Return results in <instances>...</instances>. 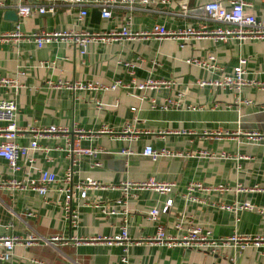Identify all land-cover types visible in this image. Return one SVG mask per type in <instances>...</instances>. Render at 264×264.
Instances as JSON below:
<instances>
[{"label":"crops","instance_id":"obj_1","mask_svg":"<svg viewBox=\"0 0 264 264\" xmlns=\"http://www.w3.org/2000/svg\"><path fill=\"white\" fill-rule=\"evenodd\" d=\"M153 1L132 13L121 4L113 9L110 19L100 18L97 24L90 22L91 9L81 21L76 20V10H68L53 15L16 16L15 22L6 20L5 10H0V38L16 26L22 35L64 30L119 32L128 16L131 17L129 29L136 33H148L156 24L173 31L202 26L228 28L203 19L205 0ZM220 1L230 7L236 0ZM241 1L248 12L264 20V0ZM182 4L188 8L186 16L182 15ZM208 56L214 58L218 70L186 62ZM239 59L246 60L244 78L250 85L240 91L199 86L201 81H215L221 74H232ZM38 62L45 65L38 67ZM125 63H132L134 68L129 70ZM17 71L23 75L16 76ZM133 77L139 82L148 78L172 80L176 85L171 91L147 93L145 101L138 99L140 93L135 90L94 93L54 86L73 82L106 85L117 80L129 83ZM6 78L20 85L14 95V124L19 131L12 140L25 147L33 136H39L40 150L20 157L19 170L15 173L0 159V237L23 238L32 234L42 240L52 236L60 240L47 245L40 240L29 247L18 243L5 264H123V245L89 239L118 235L124 220L132 239L154 235L157 226H162L166 234L182 235L189 227L200 226L211 231L214 237L236 233L262 238L243 250L225 247L213 255L132 242L127 246L126 264H228L230 261L264 264V215L240 210L235 223L232 212L217 207L248 203L264 210V91L257 87V84L264 85V40L182 42L148 37L97 41L88 43L85 53L80 55L68 40L37 47L30 39L1 38L0 79ZM11 92L8 85L0 86V98L9 97ZM176 93L182 94L180 108H151L149 99L161 103ZM246 100L252 104H243ZM98 103H103L104 108H99ZM132 108L136 110L133 112ZM126 125L131 131L125 134L122 131ZM49 126L64 127L68 133L39 135L26 131L30 127ZM72 129L82 131V136L78 137ZM102 129L107 132H100ZM248 134L259 136V141L249 140ZM75 140L81 148L100 150L97 157L100 168H90L89 157H77L70 164L67 150ZM146 146L166 149L175 156L153 162L142 155ZM27 159L32 162L28 163ZM68 169L71 171L69 185L61 181ZM39 171L50 172L56 178L44 196L7 185L9 180L36 179ZM150 177L158 182L174 183L175 188L163 195L152 190L131 189L125 204L116 205L125 196L120 188L122 183H142ZM87 178L97 181L103 189L87 191L84 199H79L74 192L76 196L70 206L77 211V221L72 226L62 210L63 189ZM193 182L229 190L197 194L202 203H188L181 195ZM168 199H172V206L159 215L157 222L148 221L147 213L154 208L161 210ZM98 206L112 208L117 214L104 215ZM181 217L182 229L177 232L174 226Z\"/></svg>","mask_w":264,"mask_h":264},{"label":"built area","instance_id":"obj_2","mask_svg":"<svg viewBox=\"0 0 264 264\" xmlns=\"http://www.w3.org/2000/svg\"><path fill=\"white\" fill-rule=\"evenodd\" d=\"M153 0H0V10H13L18 18H25L31 15H42L50 14L53 15L57 11H72L76 10V20L81 21L88 14V10L97 9L100 12V18L110 19L112 11L118 8L119 5L124 4L128 8L129 12L132 13L141 7L152 4ZM167 0H161V3H166ZM230 7L222 5L220 0H205L202 7L203 19L211 22H217L225 24L228 28L216 27L214 29H207L204 26L199 28L187 27L178 30H169L164 25L156 24L152 30L148 33H136L131 32L130 20L131 17L126 18L125 25L119 32L109 31L107 33H88L86 31H50V32H34L29 35H22L18 31V27L11 33L1 35L2 39L11 38L13 40L26 38L34 42L37 47H41L44 44L55 42L57 40H68L72 45L78 48L80 55L85 53V49L90 42H102L106 43L112 40H133L136 38H148L154 37L156 40L164 39H179L182 42L190 41L192 39H211L213 42L226 43L232 38H236L240 41H254L264 40V20H258L254 14L248 12L245 9V3L241 0L232 1ZM182 15H188V8L185 4L180 6ZM0 38V39H1ZM183 44L181 45V47ZM188 64L195 65L203 69H216L214 65V58L208 56L204 60L190 59L186 61ZM246 64L245 59H239L238 65L233 69L232 74H221L215 81H201L199 86L212 85L216 88H222L233 91H240L244 86L250 85L244 78V65ZM44 62H38L37 66H44ZM125 66L132 70L134 65L132 63H125ZM131 75L132 72L129 71ZM21 71L16 72V76H22ZM8 85L12 88V92L9 97L0 98V159H2L8 170L11 173H15L19 170L17 164L20 157H26L30 151L40 150L37 143L39 136H33V139L29 142L28 146H18L12 139L15 133L19 130L14 124V117L16 112V105L14 101V95L16 90L20 87L19 84L15 83L12 79H0V86ZM175 82L172 80H155L152 78L145 79L143 81H136L134 77L129 83H123L122 81H114L111 84H101L94 82H73V83H57L55 87H65L72 91H88L94 93H103L106 91H115L118 89L135 90L140 93L138 99L145 101L147 99L146 94L149 92H160L161 90L171 91L175 87ZM260 90L264 91V85L257 84ZM182 101V94L176 93L173 97H167L161 103H157L154 99H149V103L152 109L168 110L173 108H180ZM245 105H251L252 101L246 100L242 102ZM99 108H104L103 103H98ZM116 106V105H114ZM264 108V107H263ZM133 112L135 108L131 109ZM26 131L33 134H47V135H65L68 133V129L64 127L49 126L47 128H34L30 127ZM131 131L129 125H126L123 129V133H129ZM72 132L77 134L78 137L82 136V131L78 129H72ZM100 132H107V129H102ZM248 139L251 141L258 142L259 136L248 134ZM44 149H42L43 151ZM67 157L70 160V164L76 161L77 157H89L92 159L90 168H100L101 163L97 160L99 149L81 148L78 146L77 140L69 145L67 150ZM122 153L129 154L128 151H122ZM142 155L149 157L153 162L159 158H170L174 157L171 151L166 149L154 150L150 146H146L142 152ZM28 163H31V159H27ZM70 169L66 170L61 181L64 184L70 183ZM56 178L54 174L47 171H39L36 179H26L24 181L9 180L7 182L8 187L14 188L20 191L34 192L37 195L44 196L47 192V188L50 184L54 183ZM122 193L125 195L123 199L116 202V205H123L126 201L125 197L131 189L136 191L152 190L161 195L170 194L175 188L174 183L158 182L155 178L150 177L148 180L142 183H122L120 185ZM103 189L97 181L92 179H84L74 185L68 186L63 189V203L62 210L64 218L69 222L70 225L74 226L77 221V211L72 209L70 203L73 199L74 192H77L79 199L86 197V192L89 190ZM229 190L227 187L220 186L216 188L205 187L201 183L193 182L189 183L185 187L184 193L181 195L182 199L188 203H202L197 197V194L208 193V192H225ZM172 199H168L165 202L164 207L159 209L150 210L146 218L148 221L157 222L158 217L161 213H165L169 207L172 206ZM101 213L104 215H116V210L107 208L105 206H98ZM221 210L232 212L235 217V223H238L237 212L240 210L257 211L264 215V210L253 207L248 203H243L237 206L218 205ZM125 211V210H124ZM175 230L181 231L182 229V217L180 221L174 226ZM42 239L29 234L23 238L15 236L0 237V246L3 251L0 253V262L5 264L9 261L12 249L18 243H22L24 246L29 247ZM60 240L58 236H52L48 240H42L45 245ZM89 240H98L106 242L107 244L118 243L123 245V257L121 259L123 264L127 263V246L132 242H147L149 244L157 245L166 248H183L196 250L203 253L217 254L219 250L225 247L233 249L243 250L250 244L256 245L260 237H252L247 235L232 234L227 237H214L211 231L206 230L200 226H192L186 229L182 234H166L162 226H157L154 235L132 239L128 235L127 221H123V225L120 228V233L109 238H94ZM228 264H234L230 261Z\"/></svg>","mask_w":264,"mask_h":264},{"label":"water","instance_id":"obj_3","mask_svg":"<svg viewBox=\"0 0 264 264\" xmlns=\"http://www.w3.org/2000/svg\"><path fill=\"white\" fill-rule=\"evenodd\" d=\"M3 17L8 21H16V15L13 10H5L3 13ZM89 17L91 23L97 24L100 20V12L97 9H91Z\"/></svg>","mask_w":264,"mask_h":264}]
</instances>
